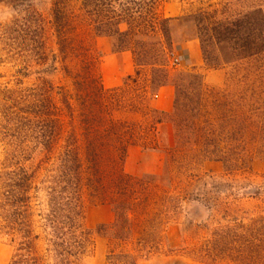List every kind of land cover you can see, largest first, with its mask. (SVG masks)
Here are the masks:
<instances>
[{
    "label": "rangeland",
    "instance_id": "1",
    "mask_svg": "<svg viewBox=\"0 0 264 264\" xmlns=\"http://www.w3.org/2000/svg\"><path fill=\"white\" fill-rule=\"evenodd\" d=\"M68 9L72 35L92 48L87 60L81 56L69 63L71 77L59 64L57 72L49 75L50 62L24 70L16 50L0 41V172L8 162L38 170L40 179L58 174L54 158L45 160L35 146L34 126L24 114L37 79L49 80L72 98L73 117L65 111L61 115L64 137L73 119L80 141H87L85 131L91 127L110 129L113 136L100 139L117 148L106 150L100 163L109 197L90 196L88 190L83 196L85 227L93 232L106 229L95 237L94 252L79 264H109L110 254L122 252L138 256L137 264H201L194 258L204 250L210 258L199 259L208 263L264 264L263 251L239 257L241 244L231 243L234 231L217 232L235 221L251 226L264 218V0H166L157 9L156 31L136 24L127 37L107 38L110 44L100 47L85 14L75 4ZM50 10L51 0H42L39 11L47 20ZM13 17L0 6L2 25ZM121 30L128 31L125 25ZM51 34L47 26L48 47L57 54ZM190 40L200 44V65L190 66L184 60L181 67L173 68L171 61L182 55L181 47ZM120 49L131 54L134 72L120 86L109 88L103 84V65L112 80L108 57L110 52L121 53ZM100 85L118 91L102 94ZM163 85L175 88L170 114L149 106ZM158 120L162 124L154 133ZM156 147L158 152L151 150ZM134 148H146L143 152L150 155L140 158L131 153ZM121 174L141 180L127 183L131 200L142 201L147 195L148 201L125 204L121 212L132 209L130 231L118 241L111 227ZM184 193L205 200L206 209L196 212L201 220L190 219L182 210L175 215V204H166L168 211L161 208L164 195ZM166 222L161 229L160 223ZM150 227L157 228L153 236ZM245 235L247 243L253 242L250 233ZM11 256L7 240L0 239V264H9Z\"/></svg>",
    "mask_w": 264,
    "mask_h": 264
},
{
    "label": "trees",
    "instance_id": "2",
    "mask_svg": "<svg viewBox=\"0 0 264 264\" xmlns=\"http://www.w3.org/2000/svg\"><path fill=\"white\" fill-rule=\"evenodd\" d=\"M164 1L166 0H51L50 20H47L39 11L42 0H0V6L14 15L8 25L0 23V41L4 46L16 50L15 56L24 70L45 67L50 62L46 71L49 75L57 72L56 65L59 64L65 76L71 77L69 63L81 56L87 60L92 54L91 46L87 48L71 33L72 18L68 15L71 4L78 6L85 14L97 39L127 37L136 24H143L150 31H156L160 23L157 9ZM116 7L121 11H116ZM137 10H142L143 13ZM122 25L127 27V32L121 30ZM47 26L55 38L57 54L48 47ZM124 50L126 49H120L121 52ZM5 91L13 95L12 91ZM30 91L28 111L22 114H27L32 121L35 146L44 152L45 160L54 158L58 174L40 179L38 170H31L20 163L4 164L0 172V239H6L12 248L9 264H79L94 252L95 237H99L106 229L102 226L93 232L85 227L83 196L85 190H88L90 196L109 197L102 184L100 163L106 150L117 148L103 142L100 136L109 138L113 133L110 129L100 131L91 127L90 131H85L87 141L82 142L71 119L69 131L64 137L66 131L61 115L65 111L70 118L73 117L72 98L46 79H37ZM116 91L118 89L107 90L99 86L102 94ZM160 124L162 121L158 120L153 128L154 133H157L156 128ZM144 150L147 149L142 148ZM151 150L158 152L157 147ZM125 157L124 152L123 158ZM84 175L87 176L86 179L83 178ZM117 180L116 196L119 204L115 207V223L111 229L115 239L123 241L122 238L130 231L129 212L132 209H128L126 213L121 211L130 202L145 204L148 196L142 201H135V198L132 201L129 191H126L127 183H140L141 180L131 179L125 174L118 176ZM202 202L205 200L188 193L175 197L166 194L160 199L161 208L168 211L166 204H175V215L182 210L192 220H201V215L196 212L206 209ZM164 214L166 216L170 213ZM156 217L155 215L154 219ZM235 222L221 227L217 232L227 235L234 231L232 238L235 240L232 239L231 243L241 244L239 257L243 258L246 253H252L253 256H258L261 251L264 253V218L255 220L251 226ZM166 225L167 222L160 223L161 229L166 228ZM156 231L157 228L150 227L149 235L153 236ZM244 233H250L254 237L253 242L247 243ZM204 251L194 260L201 264H213L199 259L210 258V252ZM107 260L109 264H137L139 261L138 256L123 252L119 255L112 253Z\"/></svg>",
    "mask_w": 264,
    "mask_h": 264
},
{
    "label": "crops",
    "instance_id": "3",
    "mask_svg": "<svg viewBox=\"0 0 264 264\" xmlns=\"http://www.w3.org/2000/svg\"><path fill=\"white\" fill-rule=\"evenodd\" d=\"M109 42L110 41L107 38H97L96 45L100 47L102 46V44H110ZM181 53V56L184 58L185 62L188 65H200L201 48L197 40H190L186 42L185 45L181 47ZM108 58L110 61H108L107 64L111 66V73H114V77L112 80L107 77V70L105 69V67L107 66L103 65V84H108L109 88H116L120 86L121 81L124 77L129 76L134 72L133 59L129 52H121L118 54H111L110 52V56ZM174 103L175 88L172 86H163L159 89L154 99L150 101L149 106L151 110L163 114H170L173 111ZM131 153H133L134 155H138L140 158H144L145 156L150 155L149 153H144L143 151H139L136 148L131 149Z\"/></svg>",
    "mask_w": 264,
    "mask_h": 264
},
{
    "label": "built area",
    "instance_id": "4",
    "mask_svg": "<svg viewBox=\"0 0 264 264\" xmlns=\"http://www.w3.org/2000/svg\"><path fill=\"white\" fill-rule=\"evenodd\" d=\"M184 59L182 56L176 57L171 61V66L173 68H179L183 65Z\"/></svg>",
    "mask_w": 264,
    "mask_h": 264
}]
</instances>
